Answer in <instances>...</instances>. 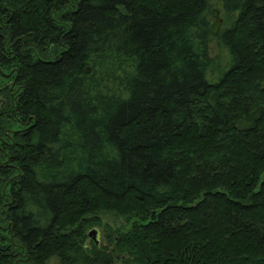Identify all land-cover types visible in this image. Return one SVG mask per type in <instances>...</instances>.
Here are the masks:
<instances>
[{
	"label": "trees",
	"instance_id": "trees-1",
	"mask_svg": "<svg viewBox=\"0 0 264 264\" xmlns=\"http://www.w3.org/2000/svg\"><path fill=\"white\" fill-rule=\"evenodd\" d=\"M53 258L264 264V0H0V264Z\"/></svg>",
	"mask_w": 264,
	"mask_h": 264
},
{
	"label": "rangeland",
	"instance_id": "rangeland-1",
	"mask_svg": "<svg viewBox=\"0 0 264 264\" xmlns=\"http://www.w3.org/2000/svg\"><path fill=\"white\" fill-rule=\"evenodd\" d=\"M214 11H217L218 14V18L220 19V25L218 28V33L219 34L224 28H226L228 25L227 23V19L225 18V16L220 13L217 8H214ZM213 11V12H214ZM213 22V24H212ZM217 24L216 18L214 17L211 20V25L213 26V28L215 27V25ZM220 51L218 50L217 45L214 43L213 44V48H212V53L213 56H216L219 54L220 56V60H222L223 64L225 65L227 63V55L225 52L223 53H219ZM101 225L98 226H94L92 227L89 231L92 230H97V237H98V241H99V245H105L107 246L109 244V234L112 230H125L127 227V223L124 221V219L117 217L113 214H103L101 215ZM92 239V238H91ZM89 243V242H88ZM47 264H60V262L56 259L53 258L51 259Z\"/></svg>",
	"mask_w": 264,
	"mask_h": 264
},
{
	"label": "water",
	"instance_id": "water-1",
	"mask_svg": "<svg viewBox=\"0 0 264 264\" xmlns=\"http://www.w3.org/2000/svg\"><path fill=\"white\" fill-rule=\"evenodd\" d=\"M214 17L216 18L217 24L213 28V32H214V34H217L218 33V28H219V25H220V19L218 18L217 11H214ZM212 24H213V22H212ZM89 71H90V69L87 68V72H89ZM88 235H89L90 238H93V240L96 242L97 245H99V241H98V237H97V230L89 231Z\"/></svg>",
	"mask_w": 264,
	"mask_h": 264
}]
</instances>
